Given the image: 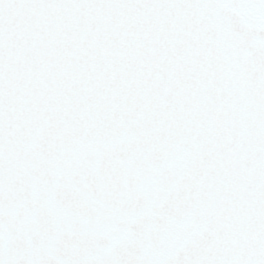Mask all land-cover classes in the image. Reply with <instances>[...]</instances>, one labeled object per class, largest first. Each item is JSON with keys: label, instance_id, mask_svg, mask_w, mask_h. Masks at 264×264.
<instances>
[{"label": "snow or ice", "instance_id": "1", "mask_svg": "<svg viewBox=\"0 0 264 264\" xmlns=\"http://www.w3.org/2000/svg\"><path fill=\"white\" fill-rule=\"evenodd\" d=\"M0 264H264V0H0Z\"/></svg>", "mask_w": 264, "mask_h": 264}]
</instances>
